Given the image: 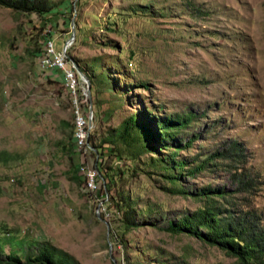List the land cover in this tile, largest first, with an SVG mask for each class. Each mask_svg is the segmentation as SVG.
I'll list each match as a JSON object with an SVG mask.
<instances>
[{
	"label": "rangeland",
	"instance_id": "374dc122",
	"mask_svg": "<svg viewBox=\"0 0 264 264\" xmlns=\"http://www.w3.org/2000/svg\"><path fill=\"white\" fill-rule=\"evenodd\" d=\"M69 1L71 9L51 23L0 5V151L12 155L0 163V230L48 240L80 264H241L218 246L165 227L204 206L197 193L207 186L233 193L220 204L264 215V0ZM50 30L76 68L90 67V92L78 77L94 134L108 137L144 109L194 114L159 154H125L131 163L124 168L107 157L103 171L115 179L109 199L85 191L76 168L74 100L64 74L35 56L45 52ZM233 141L240 155L220 158L218 150ZM152 155L184 160L174 169L177 183ZM88 160L93 167L92 152ZM241 171L253 187L234 192ZM118 204L132 205L142 223L125 233L119 228L122 242L98 210L117 214Z\"/></svg>",
	"mask_w": 264,
	"mask_h": 264
},
{
	"label": "trees",
	"instance_id": "16d2710c",
	"mask_svg": "<svg viewBox=\"0 0 264 264\" xmlns=\"http://www.w3.org/2000/svg\"><path fill=\"white\" fill-rule=\"evenodd\" d=\"M62 4H64L63 7ZM0 5L22 13L37 14L46 23H51V18H58L59 14H63V9H71L69 0L60 3L53 0H0ZM47 36V38H52L51 30ZM47 38H45V42ZM43 53L39 49L35 56L41 59ZM88 68L90 67H85L79 63L77 70L86 74L93 85L94 79ZM52 71L53 73L60 72L58 69ZM106 76L111 82L110 85L114 87L115 84L111 81L112 79L110 80L108 73ZM140 84L147 87V83ZM115 91L120 95L118 88ZM143 115H146L144 119ZM193 115V112H188V114L174 113L170 116H155L144 109L141 113L129 115L121 126L109 132L108 137L96 135L93 131L89 142L95 156L96 168L101 179L105 182L103 190L109 192L111 184L115 181L113 175L108 172L110 169H106L107 172L103 171L107 157L113 155L117 167L124 168L131 163L130 159L124 158L125 154H130L135 159L144 151L159 154L163 146V148L169 147L170 142L175 141L174 136L178 130L188 125ZM107 144L110 145L109 149L104 148ZM121 144L125 146V149H122ZM238 144V142L233 141L224 150H218L219 157L229 158L240 155ZM127 147L130 148L128 153L126 152ZM75 153L79 154L76 168L80 169L85 157L78 151ZM11 156L8 151H0V163L9 162ZM167 156L154 157L152 155V162L166 171H173L167 176L172 183H177L180 175H175L174 169L183 168L181 166L185 162L175 159L174 155L170 159ZM213 159L214 157L211 156L205 161L208 164ZM235 176L239 186L234 192L251 190L254 179L249 173L241 171L235 173ZM176 192L184 193L185 191L178 189ZM231 194L233 193H230L225 186H207L200 189L197 196H201L206 204L196 210L183 213L175 220H168L165 228L172 233H186L205 243L218 246L226 253L235 256L241 264H264V215L254 208L238 209L234 203H229L230 205L219 203L220 198L226 199ZM117 211V214L113 213V217L106 218V220L111 225L112 238L122 242L123 239L119 238V228L123 229L125 233L137 228L142 223L139 222L137 210L132 205L119 206L118 204ZM7 246L10 247L9 251ZM0 264L80 263L69 252L48 240L25 238L4 228L0 230Z\"/></svg>",
	"mask_w": 264,
	"mask_h": 264
},
{
	"label": "built area",
	"instance_id": "2783aa9c",
	"mask_svg": "<svg viewBox=\"0 0 264 264\" xmlns=\"http://www.w3.org/2000/svg\"><path fill=\"white\" fill-rule=\"evenodd\" d=\"M45 45L46 50L41 58L42 65L51 70L58 69L64 74L66 87L74 100L75 145L77 151L85 157L80 169L85 175V191L93 197L97 196L98 199L100 197L109 199L108 192H103L99 196L100 191L105 187V182L100 177L96 163L92 167L88 160V154L92 152L89 139L93 131V111L91 109V115L87 111L85 112L80 101L82 96L87 95V89L85 88L83 91H80L79 71L76 68L75 62L68 58L66 48L58 50L54 38H47ZM98 210L100 213L103 212L107 216V219L113 216L112 209H109L108 206H105L104 209L101 208V210L99 208Z\"/></svg>",
	"mask_w": 264,
	"mask_h": 264
},
{
	"label": "water",
	"instance_id": "95a60500",
	"mask_svg": "<svg viewBox=\"0 0 264 264\" xmlns=\"http://www.w3.org/2000/svg\"><path fill=\"white\" fill-rule=\"evenodd\" d=\"M74 33H75V30H74ZM74 33L72 34V38L70 39V42H71V40H73V38H75V35H74ZM66 50H67V47H66ZM80 73L82 74V77L84 78V80L87 82V85H88V90H89V92L91 91L90 90V79H89V77L86 75V74H84L83 72H81L80 71ZM108 223V222H107ZM109 225V224H108ZM115 262H116V260H115ZM117 264V263H116Z\"/></svg>",
	"mask_w": 264,
	"mask_h": 264
},
{
	"label": "crops",
	"instance_id": "0c3cea01",
	"mask_svg": "<svg viewBox=\"0 0 264 264\" xmlns=\"http://www.w3.org/2000/svg\"><path fill=\"white\" fill-rule=\"evenodd\" d=\"M53 70V69H52ZM61 74H62V72H61Z\"/></svg>",
	"mask_w": 264,
	"mask_h": 264
}]
</instances>
